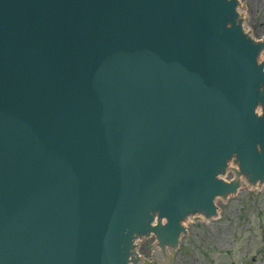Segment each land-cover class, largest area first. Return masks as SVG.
<instances>
[{"label": "water", "instance_id": "1", "mask_svg": "<svg viewBox=\"0 0 264 264\" xmlns=\"http://www.w3.org/2000/svg\"><path fill=\"white\" fill-rule=\"evenodd\" d=\"M242 17L241 0H0V264H136L151 231L175 249L180 222L264 187V38Z\"/></svg>", "mask_w": 264, "mask_h": 264}, {"label": "rangeland", "instance_id": "2", "mask_svg": "<svg viewBox=\"0 0 264 264\" xmlns=\"http://www.w3.org/2000/svg\"><path fill=\"white\" fill-rule=\"evenodd\" d=\"M243 24L255 38L264 34V1L241 0ZM214 222L198 218L185 223V237L166 251V264H264V187L240 188L216 201ZM136 246L140 264H155L149 244Z\"/></svg>", "mask_w": 264, "mask_h": 264}, {"label": "bare ground", "instance_id": "3", "mask_svg": "<svg viewBox=\"0 0 264 264\" xmlns=\"http://www.w3.org/2000/svg\"><path fill=\"white\" fill-rule=\"evenodd\" d=\"M243 27H245V28H247L244 24H243ZM248 29V28H247ZM251 38H253V39H256L255 37H253L252 35H251ZM256 40H258V41H261L260 39H256ZM217 200H214V203L216 202ZM184 222H187V221H184ZM181 223V225H183L184 223H182V222H180ZM184 231V230H183ZM141 240V239H140ZM135 246V248H136V245H134Z\"/></svg>", "mask_w": 264, "mask_h": 264}]
</instances>
